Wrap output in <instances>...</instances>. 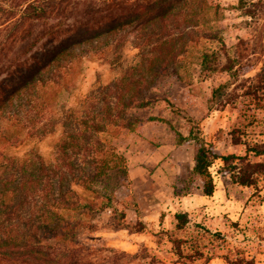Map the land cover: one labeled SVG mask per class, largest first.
Here are the masks:
<instances>
[{"label":"trees","instance_id":"16d2710c","mask_svg":"<svg viewBox=\"0 0 264 264\" xmlns=\"http://www.w3.org/2000/svg\"><path fill=\"white\" fill-rule=\"evenodd\" d=\"M238 2L244 15H264V0ZM209 9L208 0H0V139L6 146L22 132H38L55 111L62 116L54 127L60 123L63 128L54 162L28 156L0 160V264H196L213 259L258 264L254 253L263 254L264 232L241 220H227L222 231L208 216L177 211L172 227L156 234L155 253L145 249L135 256L116 251L98 236L105 230L147 232L143 219L153 211L155 181L133 179L121 144H110L103 135L137 130L138 110L149 105L142 100L144 92L163 89L167 78L182 82L177 65L181 50L167 31L171 25L204 24ZM130 29L141 32L149 50L101 102L96 97L81 100L68 113L59 96L79 74L81 46L100 37L118 40ZM219 43L225 52L224 41ZM222 55L204 52L200 71L233 70L232 60L222 66ZM256 77L255 84L245 86L241 124L230 132L244 154H223L205 140L191 113L171 103L191 127L176 145L192 142L194 148L193 165L182 163L175 177L174 199L212 197L217 175L226 195L247 189L248 204L264 205V133L250 138L264 124L259 121L264 116V67ZM225 89H215L211 99L230 98ZM165 217L162 213L161 224ZM237 236L247 244L242 246Z\"/></svg>","mask_w":264,"mask_h":264},{"label":"rangeland","instance_id":"374dc122","mask_svg":"<svg viewBox=\"0 0 264 264\" xmlns=\"http://www.w3.org/2000/svg\"><path fill=\"white\" fill-rule=\"evenodd\" d=\"M238 3V0H208L210 9L204 24L194 28H187L184 23L180 26L171 25L167 34L170 32V36L177 41V48L181 50L177 65L182 82L176 81L174 77L167 78L163 89L153 87L144 92L142 100L149 102V105L146 109L138 110L141 121L137 124V130L116 137L110 133L103 135L106 142L121 144L120 153L128 159L133 179H146L154 175L157 187L153 211L143 219L147 224L146 233L105 230L98 234L118 252L135 256L145 249L156 251V234L172 227V216L177 211L189 212L193 217L208 216L213 226L222 231L227 230L224 226L227 220H241L243 225L249 223L250 227L256 226L258 231L264 232V205L248 204L250 191L247 189H234L226 195L217 175V189L212 198L197 195L174 199L172 193V184L181 163L193 162V143H186L182 147L176 145L181 135L189 134L191 127L173 109L172 104L191 113L200 123L205 140L213 143L223 154L245 153L244 147L234 146L230 132L241 124L239 107L244 101L245 86L255 84L257 74L264 67V15L250 18L237 9ZM140 34L130 29L118 40L100 37L81 46L78 52L84 59L79 64V74L72 87L59 96V103L66 106L68 113L74 111L81 100L96 97L101 102L110 88L139 60L140 55L149 50L147 41ZM211 36H217L218 39H212ZM219 39L225 43V52ZM214 51L223 54L222 66H230L229 60H232L233 70L214 74L201 72L203 53ZM222 86H226V95L231 97L212 100L213 91ZM98 108L103 109V104L99 103ZM61 116V112L55 111L45 128L34 134L22 132L6 146L0 139V160H21L28 156L38 161L54 162L63 128L60 123L54 127L53 122H60ZM259 121L260 124L264 123V116ZM262 133L264 124L250 138L259 139ZM158 147L160 151L155 150ZM252 160L256 161L257 158ZM76 162L81 164L79 159ZM215 170L213 168L214 175ZM162 213L166 214L163 224L160 223ZM236 238L243 242L242 246L247 244L242 236ZM251 247L258 252L256 245ZM261 252L263 254L254 253L258 264H264V248ZM158 255L171 261L169 256ZM196 264L227 263L222 259H213Z\"/></svg>","mask_w":264,"mask_h":264},{"label":"crops","instance_id":"0c3cea01","mask_svg":"<svg viewBox=\"0 0 264 264\" xmlns=\"http://www.w3.org/2000/svg\"><path fill=\"white\" fill-rule=\"evenodd\" d=\"M177 146H178V145H177ZM179 146H181V147H182V146H186V143H184L183 145H179ZM160 149H161V148L158 147V149L156 148L155 150H156V151H158V150L160 151ZM156 153H157V152H156ZM154 154H155V153H154ZM193 155H194V148H193ZM183 163H185V162H183ZM189 163H191V164L193 165V162H189ZM181 164H182V163H181ZM180 166H181V165H180ZM179 170H180V167H179ZM179 170H178V172L176 173V175L179 173ZM176 175H175V177H176ZM153 176H154V175H151V176H149V177H151V178L154 180ZM149 177H148V178H149ZM146 179H147V178H146ZM146 179H143V180H146ZM174 180H175V178H174ZM154 181H155V180H154ZM155 184H156V183H155ZM173 184H174V181H173ZM173 184H172V193H173ZM216 189H217V186H216ZM215 192H216V191H215ZM214 194H215V193H214ZM192 196H197V195H192ZM198 196H199V195H198ZM213 196H214V195H213ZM213 196H212V197H213ZM187 197H191V196H187ZM187 197H184V198H187ZM201 197H203V196H201ZM212 197H204V198H212ZM184 198H182V199H184Z\"/></svg>","mask_w":264,"mask_h":264}]
</instances>
